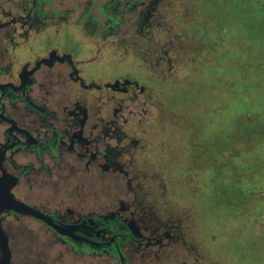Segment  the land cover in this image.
<instances>
[{"label":"flooded vegetation","instance_id":"af4514ba","mask_svg":"<svg viewBox=\"0 0 264 264\" xmlns=\"http://www.w3.org/2000/svg\"><path fill=\"white\" fill-rule=\"evenodd\" d=\"M172 2L0 0V264H210L264 226L258 202L199 215L236 192L235 129L174 79Z\"/></svg>","mask_w":264,"mask_h":264},{"label":"rangeland","instance_id":"374dc122","mask_svg":"<svg viewBox=\"0 0 264 264\" xmlns=\"http://www.w3.org/2000/svg\"><path fill=\"white\" fill-rule=\"evenodd\" d=\"M182 2L186 3L180 4ZM172 4L173 12L164 23L172 25V55L173 59L178 56L180 60L173 69L174 79L178 82L187 79L190 82L203 81L194 92L205 103L200 99L188 103L195 104L192 108L194 113H198L199 105H206L213 110L219 101L231 98L227 108L219 106L221 110L212 117L213 123L209 127L219 140L222 134L216 133L217 127L228 131L231 123L230 127L235 129V134L231 136L235 157L233 160L221 161L227 169L222 168L217 172L225 174V182L222 183L226 184L228 191L229 175L226 174L233 169L236 192H231L229 196V191L224 192L226 189L220 188V194L228 201L206 212L203 211L205 205L201 203L199 215L205 217L206 222V218L214 214L220 217L222 213L218 211L226 213L230 204L238 205L236 213L244 214L252 203L258 202L264 206V0H173ZM186 11L190 13L187 17L180 15V12ZM178 33L184 34L182 38L186 42L175 51L179 39L175 36ZM138 51L143 55L145 50L141 48ZM207 67L214 68L213 74H192L193 69L206 71ZM210 84L215 87L213 99H210ZM181 87L178 86L180 89L177 91L179 98L180 95L183 98V95L193 92L192 89ZM182 101L187 102L185 99ZM255 230L252 232L249 229L242 233L236 227V236L233 240L227 239V247L214 252L218 255L205 252L209 256V263L256 264L259 257H264V226H257ZM224 254L232 255L230 262Z\"/></svg>","mask_w":264,"mask_h":264},{"label":"trees","instance_id":"16d2710c","mask_svg":"<svg viewBox=\"0 0 264 264\" xmlns=\"http://www.w3.org/2000/svg\"><path fill=\"white\" fill-rule=\"evenodd\" d=\"M208 86H212L211 87V92H210V96H211V98L210 99H213L214 97H215V93L213 94V90L215 91V87H214V84H210V85H208ZM225 93V92H224ZM235 97V96H234ZM230 100H231V98L230 99H226V100H223V101H219L218 102V104L219 105H221V107H224L225 108V106H226V108H227V104H229V102H230ZM235 100H236V98H235ZM222 102V103H221ZM256 114H257V112H256Z\"/></svg>","mask_w":264,"mask_h":264}]
</instances>
